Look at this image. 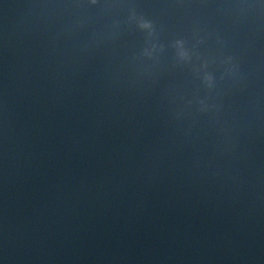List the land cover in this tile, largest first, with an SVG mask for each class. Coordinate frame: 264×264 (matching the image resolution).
<instances>
[{
	"label": "water",
	"instance_id": "95a60500",
	"mask_svg": "<svg viewBox=\"0 0 264 264\" xmlns=\"http://www.w3.org/2000/svg\"><path fill=\"white\" fill-rule=\"evenodd\" d=\"M0 264H264V0H0Z\"/></svg>",
	"mask_w": 264,
	"mask_h": 264
}]
</instances>
